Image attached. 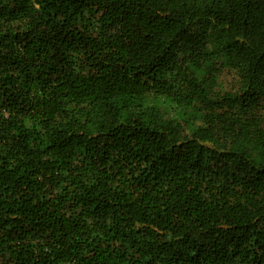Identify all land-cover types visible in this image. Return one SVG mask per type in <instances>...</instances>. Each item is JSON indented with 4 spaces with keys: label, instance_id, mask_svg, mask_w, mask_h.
<instances>
[{
    "label": "trees",
    "instance_id": "trees-1",
    "mask_svg": "<svg viewBox=\"0 0 264 264\" xmlns=\"http://www.w3.org/2000/svg\"><path fill=\"white\" fill-rule=\"evenodd\" d=\"M0 264H264V0H0Z\"/></svg>",
    "mask_w": 264,
    "mask_h": 264
}]
</instances>
